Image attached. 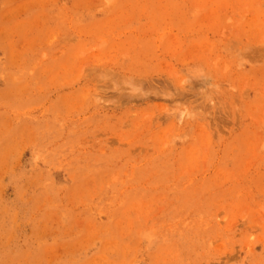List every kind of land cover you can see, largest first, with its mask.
I'll return each instance as SVG.
<instances>
[{"label": "rangeland", "instance_id": "1", "mask_svg": "<svg viewBox=\"0 0 264 264\" xmlns=\"http://www.w3.org/2000/svg\"><path fill=\"white\" fill-rule=\"evenodd\" d=\"M0 264H264V0H0Z\"/></svg>", "mask_w": 264, "mask_h": 264}]
</instances>
